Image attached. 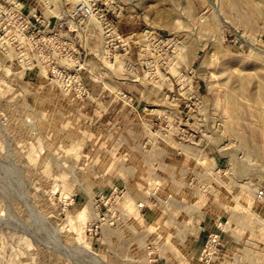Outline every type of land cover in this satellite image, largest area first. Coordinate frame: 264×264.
<instances>
[{
  "label": "rangeland",
  "instance_id": "rangeland-1",
  "mask_svg": "<svg viewBox=\"0 0 264 264\" xmlns=\"http://www.w3.org/2000/svg\"><path fill=\"white\" fill-rule=\"evenodd\" d=\"M219 221L264 264V0H0V264H206Z\"/></svg>",
  "mask_w": 264,
  "mask_h": 264
},
{
  "label": "built area",
  "instance_id": "built-area-1",
  "mask_svg": "<svg viewBox=\"0 0 264 264\" xmlns=\"http://www.w3.org/2000/svg\"><path fill=\"white\" fill-rule=\"evenodd\" d=\"M260 194H263V191L260 190ZM224 230L222 222L219 221L215 228L209 231L199 258L202 262L208 264L217 256L223 245L222 232Z\"/></svg>",
  "mask_w": 264,
  "mask_h": 264
},
{
  "label": "water",
  "instance_id": "water-1",
  "mask_svg": "<svg viewBox=\"0 0 264 264\" xmlns=\"http://www.w3.org/2000/svg\"><path fill=\"white\" fill-rule=\"evenodd\" d=\"M54 22H55V19L52 18V19H51V26L54 24Z\"/></svg>",
  "mask_w": 264,
  "mask_h": 264
}]
</instances>
